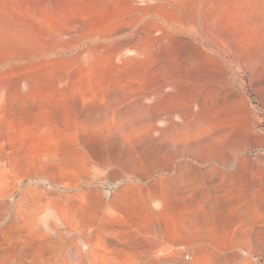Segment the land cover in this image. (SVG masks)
Listing matches in <instances>:
<instances>
[{
    "label": "rangeland",
    "instance_id": "obj_1",
    "mask_svg": "<svg viewBox=\"0 0 264 264\" xmlns=\"http://www.w3.org/2000/svg\"><path fill=\"white\" fill-rule=\"evenodd\" d=\"M196 128L210 141L185 148ZM100 146L172 168L111 181L88 164ZM263 159L264 0H0V264H264V206L239 182ZM181 162L216 166L202 187L226 207L168 213V240L201 223L204 239L165 247L123 184Z\"/></svg>",
    "mask_w": 264,
    "mask_h": 264
},
{
    "label": "bare ground",
    "instance_id": "obj_2",
    "mask_svg": "<svg viewBox=\"0 0 264 264\" xmlns=\"http://www.w3.org/2000/svg\"><path fill=\"white\" fill-rule=\"evenodd\" d=\"M197 128L194 130L181 131L178 141L184 142L185 148H191L193 150L198 148V144L207 143L210 141V133ZM235 141L236 139L233 141H225L224 144L230 146L232 142ZM167 144H169V142L163 141L164 146ZM198 152H200L199 149H197L196 152L193 151V154L196 156L195 160L201 162V164L205 166L206 159L199 155ZM143 154L145 157H139L137 160H119L116 159V157L111 156L100 146L94 152H88L87 158L88 164L96 166L100 171L107 169V176L111 179V181L123 177L124 174L134 175L137 173H142L144 174V177H146L152 172L162 170L163 168H172V165H168L167 163L160 160L157 156H148L145 153ZM216 168V166H212L208 168L206 167V169L203 170L195 162H181L173 174L169 176L162 175L156 180V182L150 185H143L142 183L131 181L130 179L128 181L126 180V182L123 184L124 189H134L139 187V190H142L146 193L147 199L145 202V207L149 214H152V220L150 221L152 222L151 226L153 229H156V227L161 228V233L155 234L153 238L154 244L163 245L165 244V241H169L168 237L166 236V232L172 225L176 223L174 219L167 217V214L172 211H186L188 214L187 217L179 220L181 224L187 225L193 224L194 222V218L190 215L192 206L196 207L195 212L198 213H200V211L203 209H210L212 211L225 209V205L210 199V192L207 188L202 187L204 186L203 178L205 175L209 173L211 174ZM100 175L96 176V179H100ZM199 175L202 177V179L199 178ZM233 181L236 182L235 179ZM234 182H227V179L223 178L216 184L215 190L224 194L237 191L238 188ZM239 182L244 183V180H239ZM88 185H90V183H88ZM92 192L95 194H100L97 186L92 188ZM166 195H169L170 198L168 201L164 202L161 207H158L159 209L155 208L151 204L152 200L167 197ZM199 196H203V198L199 200ZM196 223H200V221L196 220ZM156 232L157 231L154 233Z\"/></svg>",
    "mask_w": 264,
    "mask_h": 264
},
{
    "label": "crops",
    "instance_id": "obj_3",
    "mask_svg": "<svg viewBox=\"0 0 264 264\" xmlns=\"http://www.w3.org/2000/svg\"><path fill=\"white\" fill-rule=\"evenodd\" d=\"M258 168L252 170V168H247L244 171V183H245V192L244 197L249 201L248 206L250 208H261L264 206V159L257 163ZM54 177V176H53ZM259 184V185H258ZM258 218L254 219V224H264L262 220V215ZM202 223L195 228H187L184 232H178L176 230H171L172 236L177 239L169 240V242H175L176 245L181 244L184 241H192L195 243H200L203 245L204 232L202 229ZM188 234L190 237H188ZM234 240V238H233ZM171 243H165V247H171Z\"/></svg>",
    "mask_w": 264,
    "mask_h": 264
}]
</instances>
